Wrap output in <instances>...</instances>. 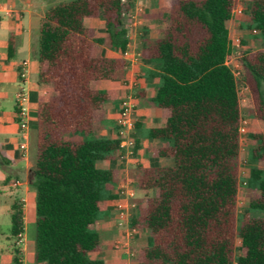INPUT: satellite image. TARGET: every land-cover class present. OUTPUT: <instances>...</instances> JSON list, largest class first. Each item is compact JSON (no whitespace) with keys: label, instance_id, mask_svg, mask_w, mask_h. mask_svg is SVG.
Here are the masks:
<instances>
[{"label":"trees","instance_id":"trees-1","mask_svg":"<svg viewBox=\"0 0 264 264\" xmlns=\"http://www.w3.org/2000/svg\"><path fill=\"white\" fill-rule=\"evenodd\" d=\"M235 2L170 0L164 28L144 48L158 78L152 101L165 119L147 136L166 141L155 154L173 164L143 168L137 179L146 194L130 227L145 228L150 242L135 250V264H264L263 169L249 168L258 195L240 214L236 207L241 110L237 80L226 64ZM129 6L68 0L50 6L40 20L38 80L50 95L37 110L34 264H104L89 256L100 247L92 225L103 200L112 197L118 172L96 163L119 153V140L86 136L99 129L109 99L95 85L122 76L127 65L121 57L102 56L99 45L127 50ZM247 12L248 27L264 41V0H250ZM86 17L104 20L105 38L83 25ZM238 61L254 117L264 120V48L241 51ZM249 137L255 141L250 158L264 160V136ZM9 216L15 238L23 227L17 201Z\"/></svg>","mask_w":264,"mask_h":264},{"label":"crops","instance_id":"crops-1","mask_svg":"<svg viewBox=\"0 0 264 264\" xmlns=\"http://www.w3.org/2000/svg\"><path fill=\"white\" fill-rule=\"evenodd\" d=\"M65 1L68 0H0V213L9 215L15 201L23 213L21 244H16V237L10 238V234L4 236L0 231V236L7 242L5 245L0 242V264H34V230L30 226L35 227L36 194L31 177L36 161L37 110L39 103L49 95L38 80L39 23L50 6ZM146 20L150 23L145 24V31L140 30L138 33L134 27L143 24V20L131 16L124 21L128 39L126 55L112 49L106 42L99 45L102 56L121 57L127 65L122 76L103 79L95 85L109 95L103 107V120L96 132L108 138L117 137L116 118L120 103L129 97L134 104L135 126L132 137L138 145L131 156L125 157L120 151L115 152L112 158L96 163L99 168L118 172L117 183L110 192L112 197L103 200L97 221L92 225L99 234L100 247L91 252V258L101 259L104 264H122L128 259V250H137L149 244L150 239L138 233V228L130 239L126 240L125 237L131 219L141 215V201L146 194L142 190L143 195L136 196L139 189L137 179L143 168L173 164L172 158L155 154L156 149L164 146L166 141L147 136L149 128L162 126L165 119L158 107L147 104L154 95L158 78L151 75L155 70L154 62L144 55L145 46L158 37L164 22L160 25L157 21L161 20L157 16ZM83 25L93 29L95 37L105 38L102 18H83ZM24 60L27 61V79L23 86L27 92L25 105L28 115L27 129L23 134L18 125L15 97L20 86L21 62ZM21 143H25L24 151L19 147ZM122 187H131L132 195L126 194ZM119 205L126 207L127 216L126 222L121 225ZM124 242H128L126 247L116 246ZM14 248L17 249L16 255Z\"/></svg>","mask_w":264,"mask_h":264},{"label":"rangeland","instance_id":"rangeland-1","mask_svg":"<svg viewBox=\"0 0 264 264\" xmlns=\"http://www.w3.org/2000/svg\"><path fill=\"white\" fill-rule=\"evenodd\" d=\"M129 2L130 6L125 13V18L135 16L136 19L143 20V24L134 27L137 29V33L145 31V24L150 23L149 19L152 16H157L162 25L164 20H167V15L170 9V0H123ZM250 0H236L235 4L240 8L241 12H235L229 21H227V28L229 31V38L231 43L232 60L230 68L235 74L238 87V95L240 101L241 110V125L244 128L243 132L239 133V156H238V188H237V213L240 214L247 206L248 200L251 197L257 196L258 191L253 183L248 179V171L250 167H258L264 170V160L254 161L250 158V150L255 146V141L249 137L250 133H261L264 136V120H260L254 117L253 114V102L248 88L243 83L244 69L238 62V57L241 51L253 52L264 48V41L259 34H252L251 28L248 25L251 24L248 15V5ZM165 22L163 23V26ZM164 28V27H163ZM237 43V46H236ZM151 44V41L148 42ZM49 94V93H48ZM50 95V94H49ZM148 106L156 107L152 99L147 101ZM103 125V124H102ZM76 135V134H73ZM99 132H95L91 136L86 138L100 137ZM77 137V136H75ZM80 137V136H79ZM143 191L137 189L136 196L141 197ZM253 215H258L254 213ZM238 224V221H237ZM9 215L7 213H0V231L3 235H9ZM31 229L34 227L31 225ZM93 228V226H92ZM143 227H138V233L146 235L150 239L148 231ZM0 242L6 244L5 238L1 235ZM150 242V241H149ZM236 244L238 242L236 241ZM143 247V246H141ZM133 250V249H132ZM136 255V251L133 250ZM239 253V252H237ZM92 254L90 253L89 256ZM135 258V256H133Z\"/></svg>","mask_w":264,"mask_h":264},{"label":"built area","instance_id":"built-area-1","mask_svg":"<svg viewBox=\"0 0 264 264\" xmlns=\"http://www.w3.org/2000/svg\"><path fill=\"white\" fill-rule=\"evenodd\" d=\"M235 12L237 13L241 12L240 8L237 7L236 4L234 5L232 9V15ZM251 33L257 34V30L251 29ZM231 44L233 43H231L230 41V45ZM236 46H237V43H236ZM122 54L126 55L127 51L123 52ZM231 56L232 54L230 52V54L226 58V64L229 67H230V63L232 60ZM26 79H27V61L24 60L21 62V69L19 71L20 86H19L18 91L16 92V97H15L16 106H17V115H18V125H19L20 131L23 134L25 133V130L27 129V115H28L27 107L25 105L26 100H27V92H26L25 87L23 86V83L25 82ZM133 112H134V104L132 100L129 97L122 99L120 103L118 115L116 118V123H117V138L119 140V144H118L119 149L125 157L131 156L133 153L134 140L132 137V133H133L134 123H135ZM243 131H244V128L241 125V121H240L239 133ZM19 147L24 151L25 143H21ZM122 189L126 194L132 195L131 187L129 189H125L124 187H122ZM118 215H119V225L125 223L127 219L125 206L119 205ZM135 231H136V228L128 226L125 230L126 240L130 239L135 233ZM22 241H23V233L21 231L16 235V244H21ZM127 244L128 242H124V243H121L120 245L117 244L116 246L126 247ZM127 253H128V259H126L122 264H135L132 261L133 256L135 255V252L132 250H128Z\"/></svg>","mask_w":264,"mask_h":264}]
</instances>
